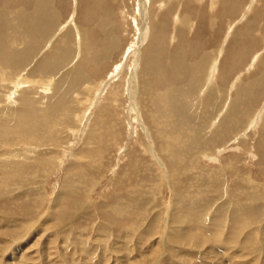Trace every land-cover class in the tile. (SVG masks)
<instances>
[{"label": "rangeland", "instance_id": "rangeland-1", "mask_svg": "<svg viewBox=\"0 0 264 264\" xmlns=\"http://www.w3.org/2000/svg\"><path fill=\"white\" fill-rule=\"evenodd\" d=\"M159 1L0 0V264H264V0Z\"/></svg>", "mask_w": 264, "mask_h": 264}, {"label": "bare ground", "instance_id": "bare-ground-1", "mask_svg": "<svg viewBox=\"0 0 264 264\" xmlns=\"http://www.w3.org/2000/svg\"><path fill=\"white\" fill-rule=\"evenodd\" d=\"M147 1V0H146ZM159 2H161L160 4H162L163 3V0H160ZM34 3H35V1H34ZM146 3V2H145ZM152 4V3H151ZM144 5V4H143ZM163 5V4H162ZM147 6V5H146ZM145 6V7H146ZM149 6V5H148ZM177 7V6H176ZM143 11H145V8H143ZM167 13H165V15H164V19L162 20V21H159L160 23H159V26H158V28H159V30H164V28L167 26V23H168V19L170 18V13H171V11H166ZM143 13H145V12H143ZM143 15V14H142ZM146 15V14H145ZM143 17H145V16H143ZM160 18H162V17H160ZM179 18V17H178ZM175 19H176V21L178 20L177 19V16L175 17ZM175 21V22H176ZM146 26V25H145ZM231 28V27H230ZM146 29H148V28H146ZM157 32V31H156ZM165 32V31H164ZM159 35H160V33H159ZM158 35V36H159ZM162 36V35H161ZM171 36V35H170ZM143 41V40H142ZM152 46V45H151ZM154 47V46H153ZM147 49H148V47H147ZM149 50H150V48H149ZM159 52V51H158ZM257 53V52H256ZM177 56V55H176ZM255 57H257V55L255 56ZM147 59V58H146ZM257 59V58H256ZM134 60V59H133ZM178 64H179V60L177 59V58H175V57H173V61H172V65H173V67H174V69H175V66H178ZM208 77V76H207ZM207 80V79H206ZM206 83V82H205ZM240 86V85H239ZM129 89V88H128ZM240 90V89H239ZM239 90H238V92H239ZM240 91H242V89L240 90ZM213 92H215V89H214V91H212V89L210 88V91H209V97L212 95V93ZM227 101H229V100H227ZM231 103V102H230ZM227 104L228 105H230L228 102H227ZM231 106V105H230ZM229 107V106H228ZM224 111V110H223ZM221 114V113H220ZM260 122V121H259ZM256 130V129H255ZM216 134V133H215ZM218 134V133H217ZM237 142V141H236ZM172 175H173V173H172ZM181 194V193H180ZM24 215V214H23ZM193 229L194 230H196V228L195 227H193ZM188 230L189 231H191L192 229H189L188 228ZM38 231L39 230H37V229H34L30 234L31 235H33L34 233H38ZM19 241H21V240H19Z\"/></svg>", "mask_w": 264, "mask_h": 264}]
</instances>
